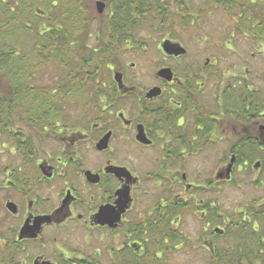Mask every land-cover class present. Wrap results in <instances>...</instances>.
<instances>
[{
    "label": "flooded vegetation",
    "instance_id": "af4514ba",
    "mask_svg": "<svg viewBox=\"0 0 264 264\" xmlns=\"http://www.w3.org/2000/svg\"><path fill=\"white\" fill-rule=\"evenodd\" d=\"M152 42V83L110 66L65 124L0 129V264H264V109L232 101L249 69Z\"/></svg>",
    "mask_w": 264,
    "mask_h": 264
},
{
    "label": "trees",
    "instance_id": "16d2710c",
    "mask_svg": "<svg viewBox=\"0 0 264 264\" xmlns=\"http://www.w3.org/2000/svg\"><path fill=\"white\" fill-rule=\"evenodd\" d=\"M95 1L0 0V129L17 115L33 123L36 113L41 130L65 124L63 116L53 115L67 104L77 107V96L90 87H102L110 66L125 65V42L138 41L129 51H144L142 33L158 37L178 25L199 35L197 21L219 12L230 23L233 34L225 38L232 36V48L246 41L264 65V0H205L204 8L193 7V0H97L106 3L107 13L94 11L93 17ZM243 66L248 80L232 101L244 104L237 98L242 96L253 102L251 110L264 109L263 67Z\"/></svg>",
    "mask_w": 264,
    "mask_h": 264
},
{
    "label": "rangeland",
    "instance_id": "374dc122",
    "mask_svg": "<svg viewBox=\"0 0 264 264\" xmlns=\"http://www.w3.org/2000/svg\"><path fill=\"white\" fill-rule=\"evenodd\" d=\"M198 2L200 3L201 7H204L206 4L205 0H198L195 1L193 4V7H199L197 6ZM94 3V2H93ZM95 11V5L93 9V13ZM107 13V7L105 9ZM96 13V12H95ZM95 13L93 17L95 16ZM204 16V15H202ZM212 19H207L206 17H201V21H197L198 26H200V31L203 32L200 35H203L201 37L204 42H207V39L209 41V45L205 47V49H210V53L207 52L206 54H202L201 56L198 55L200 54V51L198 50L199 44L196 42L197 39L196 36L198 35V32H196V29H191L185 31L182 30L179 25L175 29H173L172 32H168L166 34H160L158 37H155L153 35H149L148 33H142V38L145 39L146 42L148 41V45L144 46V51H137L136 53H130L128 54L123 60V64H125L127 74H130L132 79H135V82L137 84L140 83V81H144L145 84H150L153 82V70L154 67L161 62L165 58V55L162 52L158 51V46L155 45V42H152L154 39L158 38H175V39H180L182 41H185V44L190 52V55L195 57L196 60H199L200 62L204 63L206 60L205 59H211L214 58V44H218V40L221 41L220 45L223 49L230 50L232 52V58L228 59L227 61H224L222 63H239L240 65L243 64L244 62H248L251 64V68L255 67H260L264 70V65L260 63V57L254 58L251 60V57L253 54H255L254 49H249V46L247 45V42L245 43L244 41L241 42L237 47L232 48L233 44V38L228 37L227 39L225 38V34H230V23L228 21L227 17H224L220 12L218 14H212L211 15ZM206 35V36H205ZM207 35H210L211 37H208ZM220 37V38H216ZM223 37V38H222ZM188 38V40H186ZM225 38V39H224ZM93 41V40H92ZM211 41V42H210ZM150 45V46H149ZM234 50V51H233ZM247 52V53H246ZM254 64L252 65V63ZM136 64L135 68H132V65ZM80 108H71L70 111L72 113V116H76V112H78ZM249 191V190H248ZM264 194V191L262 192Z\"/></svg>",
    "mask_w": 264,
    "mask_h": 264
},
{
    "label": "water",
    "instance_id": "95a60500",
    "mask_svg": "<svg viewBox=\"0 0 264 264\" xmlns=\"http://www.w3.org/2000/svg\"><path fill=\"white\" fill-rule=\"evenodd\" d=\"M96 12L100 15H103L104 14V10H105V3L103 2H96ZM163 48V51L166 52L168 55H175V56H180L182 54H185L186 51L179 45H174V44H171V43H165L163 44L162 46ZM161 73V76H164V77H167V76H170L171 72L169 70H164Z\"/></svg>",
    "mask_w": 264,
    "mask_h": 264
}]
</instances>
